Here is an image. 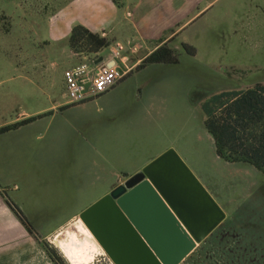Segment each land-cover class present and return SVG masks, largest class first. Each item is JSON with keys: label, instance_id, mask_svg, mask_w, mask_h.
<instances>
[{"label": "rangeland", "instance_id": "rangeland-1", "mask_svg": "<svg viewBox=\"0 0 264 264\" xmlns=\"http://www.w3.org/2000/svg\"><path fill=\"white\" fill-rule=\"evenodd\" d=\"M259 1L220 0L185 33L148 46L137 41L128 76L71 103L63 72L90 54L70 46L79 0H0V127L38 117L0 135V264H72L56 236L171 147L227 213L181 264H264V173L217 156L202 110L215 93L264 83ZM186 40L195 55L183 48ZM161 44L178 63L145 62ZM102 253L88 264H109Z\"/></svg>", "mask_w": 264, "mask_h": 264}, {"label": "water", "instance_id": "water-1", "mask_svg": "<svg viewBox=\"0 0 264 264\" xmlns=\"http://www.w3.org/2000/svg\"><path fill=\"white\" fill-rule=\"evenodd\" d=\"M226 217L173 147L79 215L114 264H181Z\"/></svg>", "mask_w": 264, "mask_h": 264}, {"label": "trees", "instance_id": "trees-1", "mask_svg": "<svg viewBox=\"0 0 264 264\" xmlns=\"http://www.w3.org/2000/svg\"><path fill=\"white\" fill-rule=\"evenodd\" d=\"M70 46L84 47L87 52H96L111 41L100 33L93 32L82 24L73 26ZM182 46L189 55L196 48L186 42ZM146 63L179 62L175 50L163 44L151 52ZM206 115L205 127L212 135L217 156L228 162H244L264 173V83L256 82L242 90H227L213 94L202 104ZM30 117L14 124L0 127V135L34 121ZM29 232H32L24 211L14 202L7 201Z\"/></svg>", "mask_w": 264, "mask_h": 264}, {"label": "crops", "instance_id": "crops-1", "mask_svg": "<svg viewBox=\"0 0 264 264\" xmlns=\"http://www.w3.org/2000/svg\"><path fill=\"white\" fill-rule=\"evenodd\" d=\"M218 1L220 0H79L73 3L77 12L71 18L72 28L82 24L91 31L106 36L111 42L136 40L142 46H148L160 39L168 40L176 34L185 33L202 22ZM247 1L262 3L259 0ZM184 42L191 44L188 40ZM71 56L74 57V54ZM78 59L79 57L72 59L75 63L67 68L79 63ZM67 100L69 101L68 98Z\"/></svg>", "mask_w": 264, "mask_h": 264}, {"label": "built area", "instance_id": "built-area-1", "mask_svg": "<svg viewBox=\"0 0 264 264\" xmlns=\"http://www.w3.org/2000/svg\"><path fill=\"white\" fill-rule=\"evenodd\" d=\"M140 48L135 40H116L65 69L64 85L69 101L84 102L110 90L137 67L136 63L128 64V61ZM102 255L109 264H114L105 252Z\"/></svg>", "mask_w": 264, "mask_h": 264}, {"label": "bare ground", "instance_id": "bare-ground-1", "mask_svg": "<svg viewBox=\"0 0 264 264\" xmlns=\"http://www.w3.org/2000/svg\"><path fill=\"white\" fill-rule=\"evenodd\" d=\"M55 242L67 253L72 264H88L96 252H105L80 218L60 232Z\"/></svg>", "mask_w": 264, "mask_h": 264}]
</instances>
